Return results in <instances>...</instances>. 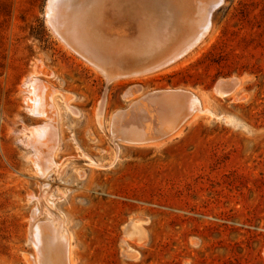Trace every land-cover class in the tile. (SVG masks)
Returning a JSON list of instances; mask_svg holds the SVG:
<instances>
[{"label":"rangeland","instance_id":"374dc122","mask_svg":"<svg viewBox=\"0 0 264 264\" xmlns=\"http://www.w3.org/2000/svg\"><path fill=\"white\" fill-rule=\"evenodd\" d=\"M167 1L171 19L192 2ZM47 2L0 0V264H38L36 225L56 237L41 243V264H264V0H221L192 52L115 82L64 45ZM152 7L153 25L163 9ZM194 16L183 28L171 20L162 50L192 35ZM227 78L234 98L215 90ZM34 79L45 119L28 111ZM43 124L54 165L40 175L27 137Z\"/></svg>","mask_w":264,"mask_h":264},{"label":"bare ground","instance_id":"6f19581e","mask_svg":"<svg viewBox=\"0 0 264 264\" xmlns=\"http://www.w3.org/2000/svg\"><path fill=\"white\" fill-rule=\"evenodd\" d=\"M191 1L192 2H190V3L188 2V4L184 5L185 8L183 6L180 7V5H179V7H180L179 14L174 15L173 19H171L172 16H170L169 14H170V12L172 13V9L170 8V4L168 3L167 0H48L47 6H46V11H47L46 17H47L48 24L50 25L51 29L60 38V40H62L65 43L64 45H66L67 48L69 47L80 58H82L89 66H91V68H93L97 73H99L107 82H110V81L115 82V81H122V80L128 81V80L139 79L140 77H146L148 75H153V74L158 73V72L165 69V68L164 69L159 68L160 70H157V71L149 70L148 68H145V69H137V68L127 69L126 68L125 69L122 67L123 68L122 69V68L118 67V63H120L122 61L129 63V60H131L137 54H141L144 51L149 53V52L153 51V48H155V47L159 48V46L165 45L166 44L165 42L170 38L169 37L170 36L169 30H170V26L172 23L171 20H173V21L175 20L177 27L179 26V28L180 27L183 28L184 25L190 20V19L187 20V18H189V15H191L192 13H193V15L196 14V18H195V16L193 17V18H195L193 21L194 23L192 22V24H191V26L193 25V29L191 31L192 32L191 34H192L194 40H193L192 44H189L188 48L185 51H182L181 53H179L177 55V58L180 56H183V54L184 53L186 54L188 51H189L188 53L192 52V50L194 48H196L200 43L203 42L204 36L207 34V32L210 29V21H211L210 20V14L212 12V8L215 5H218L221 0H206L205 2L203 0H194V1L191 0ZM202 1L204 2V4L200 5L202 3ZM154 4H158L159 7L163 9L162 10L163 11V17H161L160 22H158V23L155 22L156 24L154 23L152 25L151 24L152 18H151L150 13H149V7H152ZM193 6H195V7H193ZM194 8H195V11H194ZM109 19L111 20L110 21L111 23L107 24ZM112 22H113V24H112ZM188 24H189V22H188ZM87 26L90 29V31H93V34L91 36L88 34L87 30H89V29L87 28ZM99 27H101L100 30H102V31L104 30L102 32L101 36H99L97 33L100 31V30L98 31ZM189 27H190V25H189ZM94 29L96 31H94ZM112 29L115 30L117 35L111 34ZM137 32H138V35L135 37V35H136L135 33H137ZM133 37H135L134 40H133ZM28 85L31 86V92L29 94L30 96L28 97V101L31 104L29 105L28 111L34 116H37L40 118L44 117V119H45V117L47 118L48 114L45 111V106L47 105V104H45V100L47 99L46 98L47 95L45 94L44 87L36 79L32 80L30 82V84H28ZM47 91H46V93H47ZM231 91H228L227 93L222 92V91H218V93L226 95V94H229ZM175 93H177V92H175ZM153 95H154V93H153ZM228 96L231 98H234L235 93H230ZM143 102H144L143 105L144 104L146 105L145 100ZM191 102L195 103L196 102L195 98H192ZM138 104H140V103H138ZM140 105H141L140 107L143 106L142 104H140ZM149 105H150V103H149ZM138 106L139 105H137V107ZM50 107H51V104H50ZM134 107H136V106H134ZM137 107H136V110H137ZM143 107H145V106H143ZM146 108H147V105H146ZM150 108L151 107L149 106L148 109H149V111H150L149 113L151 115V113L153 112V109H150ZM49 110H50V108H49ZM169 110H170V107H169ZM175 110H176V108H175ZM175 112H177V111H175ZM124 113H123V115H124ZM125 114H127V113H125ZM130 114L133 115V111H132V113L130 112ZM139 115L140 114L137 113V116H139ZM141 115L145 116L144 113ZM172 115H174V114H172ZM142 116H141V118H142ZM147 116H148V114H147ZM129 117H128V121L130 120ZM152 117H153V115H152ZM117 118H116V120H117ZM134 119H135V117H134ZM118 120H119V118H118ZM120 120H119V123H120L119 125L122 126L123 123L125 122V120H124V122H122L123 120L122 121H120ZM131 120H132V118H131ZM137 120L139 121L138 125L140 126L141 120H139V118ZM46 122H47V120H45L44 123H46ZM121 122H122V124H121ZM125 123H129V122H125ZM158 123H160V122H158ZM114 124L117 125L116 123H114ZM138 125H136V126H138ZM121 126H119V127H121ZM134 126H135V123H134ZM136 126L133 127L130 135H128L127 133H126V135L124 134L126 136L125 139H127V141L129 143L130 142L134 143V139H132V137L135 136L136 134H139V132H140L139 130L136 129ZM146 126H144V127H146ZM122 129L124 130V125H123ZM125 129H126V127H125ZM143 129H145V128H143ZM175 129H176V127H175ZM112 130H114V129H112ZM126 130L128 132V129H126ZM114 131H113V133L116 132V131L115 132ZM163 131H165V130H163ZM177 131H178V128H177ZM117 132H118V130H117ZM171 132L172 131H170V133ZM30 133H31V135L29 137H27L28 138L27 144L34 151L33 152V156H34L33 163H34L35 169L37 170V172L40 175H43V173L46 170H48L49 168H51L54 165L52 160H51L50 155H47V153H45V150H44V147H47L48 149H49V147H51V148L53 147L52 142H53L54 138L52 139V137H51V126L49 124H43L40 126H36L35 128H33L31 130ZM114 135L112 134V136L111 135L110 136L114 137ZM142 139L143 138H141V140ZM141 140H139V141H141ZM151 144H153V143H151ZM54 151H55V149H54ZM128 226L129 227L127 228V231H126L127 236L135 239L136 242L137 241L142 242V240H144L145 235H146L145 231L142 229V227L139 224H137L136 222H134V223L130 222L128 224ZM42 233L44 234L43 228H41L39 225H36V227L33 231L32 241H33L34 246L36 248V251L38 254L37 256L39 257L38 264H41L42 260H40V259H41V255H43V249H42L41 243H44V241H47L48 239L51 241L53 240V243H54V239L56 238L53 233H49L50 236L49 237L47 236V240H46V238L44 239V237H42L43 236ZM51 241H50V243H51ZM50 243H49V245H50ZM61 243H63V242H61ZM50 248H51V246H50ZM67 250H69V249H67ZM68 253L67 254L65 253V254L68 255ZM48 254L46 256H48ZM58 254H57V256H59ZM57 256H54V257H57ZM50 261H52V260H50ZM48 262H49V260H48ZM55 263H57V262H55ZM42 264H44V263H42Z\"/></svg>","mask_w":264,"mask_h":264},{"label":"water","instance_id":"95a60500","mask_svg":"<svg viewBox=\"0 0 264 264\" xmlns=\"http://www.w3.org/2000/svg\"><path fill=\"white\" fill-rule=\"evenodd\" d=\"M215 5L212 10L216 7ZM156 24V23H155ZM169 30V34H170ZM135 37L138 35V32L135 33ZM133 37V40L135 39ZM170 37V36H169ZM190 37V38H189ZM186 40H184L180 45H177L175 49H170V50H162L163 45L159 46V48L155 47L153 48V51L147 53V52H142L141 54H137L135 57H133L131 60L128 62H120L118 63V67L122 68L123 65H129L130 68H137V69H145L148 68L149 70H157L171 62L177 59V55L181 53L182 51H185L189 44H192L194 38L192 35H190ZM123 38V37H122ZM186 41V42H185ZM166 43V42H165ZM166 45V44H165ZM164 45V46H165ZM145 53V54H143ZM179 58V57H178ZM238 81L236 78H227V79H222L219 80L215 84V90L216 92L222 91V92H228L231 90H234V88L237 86ZM157 95V94H156ZM156 95H151L150 97L155 99L157 98ZM160 96H166L168 95L167 93L160 92L158 93ZM158 99V98H157Z\"/></svg>","mask_w":264,"mask_h":264}]
</instances>
